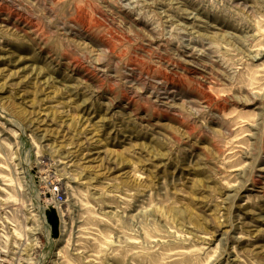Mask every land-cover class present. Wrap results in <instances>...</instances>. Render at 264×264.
Returning <instances> with one entry per match:
<instances>
[{
    "label": "rangeland",
    "instance_id": "rangeland-1",
    "mask_svg": "<svg viewBox=\"0 0 264 264\" xmlns=\"http://www.w3.org/2000/svg\"><path fill=\"white\" fill-rule=\"evenodd\" d=\"M0 264H264V0H0Z\"/></svg>",
    "mask_w": 264,
    "mask_h": 264
},
{
    "label": "built area",
    "instance_id": "built-area-1",
    "mask_svg": "<svg viewBox=\"0 0 264 264\" xmlns=\"http://www.w3.org/2000/svg\"><path fill=\"white\" fill-rule=\"evenodd\" d=\"M52 196L56 203H63L64 193L60 188L55 187L54 191H52Z\"/></svg>",
    "mask_w": 264,
    "mask_h": 264
},
{
    "label": "trees",
    "instance_id": "trees-1",
    "mask_svg": "<svg viewBox=\"0 0 264 264\" xmlns=\"http://www.w3.org/2000/svg\"><path fill=\"white\" fill-rule=\"evenodd\" d=\"M50 217V216H49ZM50 221L52 222V226H53V232H54V235H56L58 233V220L57 218L51 216L50 217Z\"/></svg>",
    "mask_w": 264,
    "mask_h": 264
},
{
    "label": "bare ground",
    "instance_id": "bare-ground-1",
    "mask_svg": "<svg viewBox=\"0 0 264 264\" xmlns=\"http://www.w3.org/2000/svg\"><path fill=\"white\" fill-rule=\"evenodd\" d=\"M50 232V231H49Z\"/></svg>",
    "mask_w": 264,
    "mask_h": 264
}]
</instances>
